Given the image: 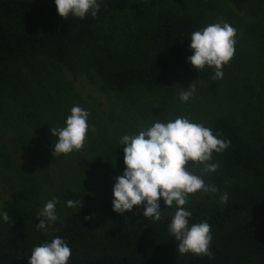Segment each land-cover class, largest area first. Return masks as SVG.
Listing matches in <instances>:
<instances>
[{
    "label": "trees",
    "instance_id": "trees-1",
    "mask_svg": "<svg viewBox=\"0 0 264 264\" xmlns=\"http://www.w3.org/2000/svg\"><path fill=\"white\" fill-rule=\"evenodd\" d=\"M228 1L241 6L248 0ZM154 5L153 0H101L98 15L81 20L60 17L54 0H0V69L23 66L39 78L40 57L68 65L77 48L94 41L98 26L114 15H125L129 33L133 28L142 29L143 44L138 51L121 49L119 54L126 57L115 65L105 67L99 62L101 81L116 93L161 90L175 68L197 69L187 58L193 54L191 34L199 28L194 19L175 14L168 5L149 9ZM100 40L109 49L120 47L122 42L110 32ZM197 70L206 89L217 94L219 83L212 79L214 72L207 66ZM12 75L9 82L14 88L27 86L18 75L12 81ZM3 81L0 79L1 90H5ZM29 105L35 104L31 101ZM154 122L167 123L168 119L155 115L150 125ZM209 128L218 138L230 141V147L214 152L210 161L219 164L221 173L204 180L218 191L184 207L193 214L190 223L206 220L211 225V257L178 255V242L168 231L176 209L162 215L160 221L138 223L128 220L127 213L114 212L112 204L98 195L82 190H64V201L79 204L48 232L37 230L39 211L29 210L36 183L34 177L27 176L3 208L9 220L0 221V264H28L34 247L51 242L54 236L69 245L72 255L68 264H264V143L244 136L224 116L213 118ZM224 193L229 197L227 204L220 203ZM98 203L110 226L95 237L92 224ZM142 211L143 204L131 212Z\"/></svg>",
    "mask_w": 264,
    "mask_h": 264
},
{
    "label": "rangeland",
    "instance_id": "rangeland-1",
    "mask_svg": "<svg viewBox=\"0 0 264 264\" xmlns=\"http://www.w3.org/2000/svg\"><path fill=\"white\" fill-rule=\"evenodd\" d=\"M153 1L155 5L149 7L152 11L155 6L168 5L175 14L194 19L199 30L219 22H227L236 30L234 56L223 66L217 94L206 89L197 69L186 68H175L164 88L155 92L116 93L107 89L98 72L99 62L105 67L115 65L126 57L119 54L121 49L138 51L143 44L142 29L133 28L129 33L125 15H114L98 26L94 41L77 48L68 65L40 57L39 78L32 77L23 66L0 69L5 84V90L0 89V209L27 176L34 177L36 183L29 210L39 211L55 199L56 222L76 208L68 207L64 190L88 191L112 204L116 178L126 167L120 138L151 126L155 115L163 114L168 121L188 117L208 128L213 118L224 116L244 136L264 143V0H248L241 6L228 0ZM105 32L122 39L120 47L103 46L100 37ZM11 73L12 81L19 76L27 86L14 88L9 82ZM190 86L194 95L188 102L181 101L180 92L190 90ZM30 98L34 106L29 105ZM74 105L89 112L86 141L79 151L55 156L56 138L51 128L63 127ZM192 171L206 181L221 173L220 168L205 173L199 164ZM209 194L212 192L189 194L188 203L206 199ZM97 205L92 224L95 237L110 226L107 214ZM175 209L161 204L162 215ZM126 217L138 223L151 220L143 211L127 212Z\"/></svg>",
    "mask_w": 264,
    "mask_h": 264
},
{
    "label": "clouds",
    "instance_id": "clouds-1",
    "mask_svg": "<svg viewBox=\"0 0 264 264\" xmlns=\"http://www.w3.org/2000/svg\"><path fill=\"white\" fill-rule=\"evenodd\" d=\"M60 17L86 19L96 17L101 0H54ZM236 30L227 22L210 24L202 30L192 32L187 59L195 68H214L212 79L223 78V66L234 56ZM195 89L183 90L179 99L188 102ZM89 112L74 105L64 121L63 127H52L51 134L56 138L53 155H67L83 148L90 126L87 123ZM119 145H124L123 174L116 178L112 189L113 211L118 214L131 212L134 206L143 204V216L153 222L162 218L161 200L165 208L175 206L168 231L177 243L178 255L211 257V225L205 220L190 223L192 212L184 207L189 194L197 192L216 193L214 185L205 183L202 176L192 169L203 165V172L214 173L219 164L210 163L213 153H221L230 147V141L218 138L203 124L192 122L188 117H177L167 123L154 122L136 134H125ZM189 162L192 163L188 167ZM228 194L220 197V203L227 204ZM53 199L39 210L37 230L48 232L58 217ZM78 201H68V207H76ZM81 208V204L79 205ZM90 219V217H85ZM9 215L0 209V221L7 222ZM71 249L67 242L54 236L51 242L40 244L32 250L28 264H68Z\"/></svg>",
    "mask_w": 264,
    "mask_h": 264
}]
</instances>
